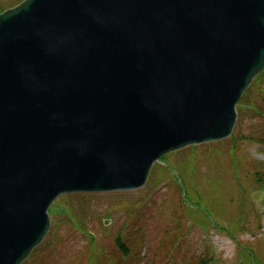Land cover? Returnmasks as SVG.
I'll list each match as a JSON object with an SVG mask.
<instances>
[{"label":"water","instance_id":"water-1","mask_svg":"<svg viewBox=\"0 0 264 264\" xmlns=\"http://www.w3.org/2000/svg\"><path fill=\"white\" fill-rule=\"evenodd\" d=\"M264 67V0H25L0 15V264L64 192L139 188L229 136Z\"/></svg>","mask_w":264,"mask_h":264},{"label":"rangeland","instance_id":"rangeland-1","mask_svg":"<svg viewBox=\"0 0 264 264\" xmlns=\"http://www.w3.org/2000/svg\"><path fill=\"white\" fill-rule=\"evenodd\" d=\"M15 1L7 2L15 4ZM243 100L246 104L239 107L232 137L168 155L161 160V165L151 170L149 186L130 192L75 193L59 197L56 204L61 208L66 207L75 216L87 219L94 241H90L89 235L82 237L68 223L55 240L45 241L41 249L35 251L37 257L27 264H68L78 260V255L87 253L88 256L86 251L95 247V241L97 245L108 247L109 253L117 257V264H199L211 247L219 258L214 260L215 264H264V183H259L264 178V118L250 107L256 104L264 109L263 93L259 94L256 86ZM256 172L260 173L259 180ZM179 185L194 202L204 204V210L214 217L217 227L205 226L200 214H195L193 219L183 218V233L172 243L180 225V222L175 223L176 219H171L175 217L172 213L188 205L179 200ZM62 216L75 225L85 223L84 219L76 220L66 212ZM103 219L113 221L105 226ZM259 221L260 231L257 229ZM244 225L251 231L238 234L240 239H236V245L224 229L236 231ZM118 234L126 243L136 249L141 247L147 253L142 262L119 256L113 240ZM52 244L60 252L55 261L50 262ZM242 245L250 246L259 260L253 255L249 258L244 255ZM155 252L153 260L156 262L150 256ZM116 262L112 260L111 264Z\"/></svg>","mask_w":264,"mask_h":264},{"label":"trees","instance_id":"trees-1","mask_svg":"<svg viewBox=\"0 0 264 264\" xmlns=\"http://www.w3.org/2000/svg\"><path fill=\"white\" fill-rule=\"evenodd\" d=\"M18 2H20L19 0H17ZM17 1H15L16 2V4L18 3ZM12 5H14V4H12V3H10V2H7V1H5V0H1L0 1V12H2L3 10H5V9H7V8H9V7H12Z\"/></svg>","mask_w":264,"mask_h":264}]
</instances>
